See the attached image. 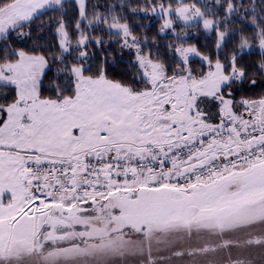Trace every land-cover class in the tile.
Returning a JSON list of instances; mask_svg holds the SVG:
<instances>
[{"label":"snow or ice","instance_id":"snow-or-ice-1","mask_svg":"<svg viewBox=\"0 0 264 264\" xmlns=\"http://www.w3.org/2000/svg\"><path fill=\"white\" fill-rule=\"evenodd\" d=\"M0 264H264V0H0Z\"/></svg>","mask_w":264,"mask_h":264}]
</instances>
